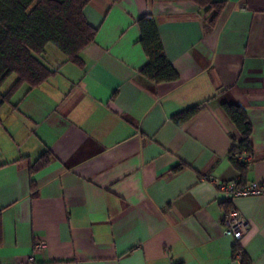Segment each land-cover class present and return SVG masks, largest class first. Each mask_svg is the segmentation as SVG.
Instances as JSON below:
<instances>
[{"label":"crops","instance_id":"obj_1","mask_svg":"<svg viewBox=\"0 0 264 264\" xmlns=\"http://www.w3.org/2000/svg\"><path fill=\"white\" fill-rule=\"evenodd\" d=\"M225 1L212 25L190 0H90L98 32L83 62L62 59L69 74L24 84L0 107V264H264V195L229 200L212 182L264 185V0ZM147 13L177 81L141 72ZM224 103L244 106L253 125L244 176ZM233 210L241 239L226 230Z\"/></svg>","mask_w":264,"mask_h":264},{"label":"trees","instance_id":"obj_2","mask_svg":"<svg viewBox=\"0 0 264 264\" xmlns=\"http://www.w3.org/2000/svg\"><path fill=\"white\" fill-rule=\"evenodd\" d=\"M199 9H205L214 25L226 6L225 0H190ZM90 0H0V107L10 103L24 85L38 87L57 73L40 54L48 45L55 46L67 57V62L81 64L82 49L93 42L98 30L92 27L84 15ZM141 29L140 43L148 58L142 73L157 83L177 81L178 70L168 59L160 36L158 22L151 13L138 20ZM17 80L7 90L1 88L10 76ZM223 110L239 132L233 136L231 161L242 173L248 166L240 163L236 154L253 152V125L247 109L239 104L224 103ZM203 109L199 104L173 116L175 123L183 125L192 120ZM3 123L0 117V125ZM40 161L48 162L44 154ZM182 167V166H181ZM181 167L175 168L176 170ZM241 184L245 181H240Z\"/></svg>","mask_w":264,"mask_h":264},{"label":"built area","instance_id":"obj_3","mask_svg":"<svg viewBox=\"0 0 264 264\" xmlns=\"http://www.w3.org/2000/svg\"><path fill=\"white\" fill-rule=\"evenodd\" d=\"M237 160L244 166H248L252 160V153L242 151L236 154ZM212 182L216 188L223 192L227 199L233 200L236 197L248 196V195H264V185L259 183H243L239 180L235 181H221L213 179ZM226 230L235 236L237 239H241L247 233V227L243 218V215L238 210L231 211L225 218ZM37 249L46 247L45 241H37L35 244ZM238 257L243 259V253L238 252ZM33 261V258H31Z\"/></svg>","mask_w":264,"mask_h":264},{"label":"rangeland","instance_id":"obj_4","mask_svg":"<svg viewBox=\"0 0 264 264\" xmlns=\"http://www.w3.org/2000/svg\"><path fill=\"white\" fill-rule=\"evenodd\" d=\"M210 15H207V21L209 20L210 21V17H209ZM49 48H51V49H48V50H45L46 52H53V53H57L58 54V56H59V60H58V62H59V67L58 68H56L57 70L58 69H61V71L62 72H64V73H68L69 74V68L68 67H65V66H63V61L65 60V58H66V56L63 54V53H61L55 46H53V45H49ZM64 56V57H63ZM40 57H42L43 59H46L45 61H47V56H43V53H41L40 54ZM62 59H63V61H62ZM65 63V62H64ZM17 80V76L16 75H12V76H10V78L5 82V84L3 85V87L1 88V90L2 91H7L12 85H13V83L15 82Z\"/></svg>","mask_w":264,"mask_h":264}]
</instances>
